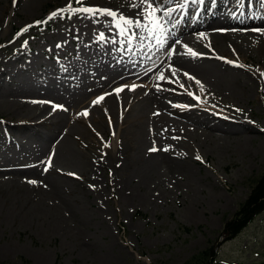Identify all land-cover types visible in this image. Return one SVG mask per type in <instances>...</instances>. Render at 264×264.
<instances>
[{
	"label": "rangeland",
	"instance_id": "1",
	"mask_svg": "<svg viewBox=\"0 0 264 264\" xmlns=\"http://www.w3.org/2000/svg\"><path fill=\"white\" fill-rule=\"evenodd\" d=\"M96 1L0 0V264H264V212L223 240L264 176L262 39L230 26L234 0H189L182 30L200 8L205 30L180 46L172 3H155L157 24ZM162 52L166 66L119 97L115 80ZM212 89L227 107L206 102Z\"/></svg>",
	"mask_w": 264,
	"mask_h": 264
},
{
	"label": "bare ground",
	"instance_id": "2",
	"mask_svg": "<svg viewBox=\"0 0 264 264\" xmlns=\"http://www.w3.org/2000/svg\"><path fill=\"white\" fill-rule=\"evenodd\" d=\"M39 1L40 0H35V2H39ZM72 1L75 3L77 0H72ZM236 1H238L239 3H241L242 1H246V0H236ZM67 2H66V4H67ZM149 2L152 4L153 7L151 9H148V11L153 12V15L156 12L155 3L157 5H159L160 7H162V6L164 7V5H166L168 3H172L173 4V7H170L169 8V11L167 12V13H170V15H165V13L163 15L164 18H167V19L170 18L169 32L172 34V42H173V45H177V46L182 45L183 41L186 38L187 39L190 38L187 35V33L194 32V33H199L200 34V33H202V30H203V33H204V30H205L204 27L196 26L197 23H198L197 21L199 20V17L200 16H203V13L201 11V8H200V11H196V15L192 18V21H191V24L192 25L189 26V28H190L189 31H187V32L186 31H183L182 30L183 24L182 23L180 24L179 22H177V19L179 18L180 13H182L186 7L188 8V5L189 4L191 5V2H189V4H188V0H149ZM95 5L96 6H101V7H104V8L112 9V11L115 12V13H117L118 15H127V16L138 17V18H149V16L147 15V13L145 11V9L147 8V4L143 3V0H97L96 3H95ZM56 8H58V6ZM31 14H33V13H31ZM261 14H262L261 12H258L257 13V16L249 15L248 17H250V21L249 22L246 21L244 23H240V22L237 21V17H239V16L242 17L244 15V14H242L240 12L237 13V14H235V15L229 14L228 16L231 19V22H230L231 23L230 24L231 27H235V28H245L244 30H236V31L242 32V33L243 32H246L245 35H248L246 37H249V36H251L253 38L260 37L262 39V42H263L260 45V47H261V49H264V28L261 27V24H260L259 21H256V20L253 19L255 17L259 18L260 17L259 15H261ZM211 15H213V13ZM168 21L169 20H167V22ZM243 25H245V26H243ZM197 30L199 32H196ZM233 31H235V30H232V29L225 30L226 33H221L220 34V36L218 37V39L214 42L215 46L218 47V48L216 49V51H213V54L220 55L221 53H219L218 50H221L222 51V49L224 48L223 47L224 46V43L226 41L231 42V44H232V41H233L234 38L232 37V35H228V32H233ZM196 37L199 39L198 36H196ZM201 37H202V35H201ZM169 56L170 55H166V58L164 60L161 59L162 57L159 58L152 65L151 68H146V70H142V71H140V69H135V70L131 71L130 73L124 75V76L118 77L115 80V83L118 82V81H121V80L122 81H125V80H133L134 81V78L137 75L140 76L139 78H142V77H147L149 74L153 73L154 71H157L158 69L162 70L166 66L165 65L166 61L167 60H170V57ZM152 68H154V69L152 70ZM138 70H139V72H137ZM161 77L162 76L156 77L155 80H154L155 83H163V84H167V85L173 84L172 81L167 80L164 77H163V79H161ZM119 89H122V90L119 91V92L118 91H116V92L119 93L118 96L122 98L126 94L127 88L126 87H122V88H119ZM161 90L162 89L159 88V87H157V86H155V87L152 88V91H155L157 93L159 91H161ZM167 92L170 93L172 91H168L167 90ZM105 96L106 97H105V100H104V103L103 104L95 103V105L98 106V107H102L104 105L105 108H106V105L107 104H111V102H112V100L110 99L111 96L109 94H107ZM157 101L161 102V99L160 98H157ZM206 102H210V103H214V104H219V105H222L224 107H227L226 104L224 103V101H222V98H221V90H218V91L215 90L214 91L212 89L211 91H209L208 92V95H207ZM176 109L179 110V111H181L180 108H176ZM189 109L190 108H185V109H183V111H186V110H189ZM102 110L105 112L104 107H102ZM106 110H107V108H106ZM117 111H118V109H117ZM107 112L108 113H111L110 111H107ZM10 115H12V114H10ZM11 120H12L11 118L8 119V121H11ZM39 122H41V121H39ZM39 122L38 123H35V126L38 125ZM42 123L44 124V122H41L40 124H42ZM17 124L15 126H17L20 129H29V126L32 125L29 122H22V121H19ZM19 125H22V126H19ZM73 132H74V130L71 131V133L69 134V137H72ZM79 135H81V132L79 133ZM96 150H97V144H92L89 147V149H87V150L84 151V155L87 158L88 157L95 156V153L98 152ZM51 189H56L57 192H58V190H60V188H58V187L51 188ZM63 203H65V202L63 201Z\"/></svg>",
	"mask_w": 264,
	"mask_h": 264
},
{
	"label": "trees",
	"instance_id": "3",
	"mask_svg": "<svg viewBox=\"0 0 264 264\" xmlns=\"http://www.w3.org/2000/svg\"><path fill=\"white\" fill-rule=\"evenodd\" d=\"M262 211H264V176L257 181L248 200L241 206L237 215L226 223L224 228L226 239L237 236Z\"/></svg>",
	"mask_w": 264,
	"mask_h": 264
},
{
	"label": "snow or ice",
	"instance_id": "4",
	"mask_svg": "<svg viewBox=\"0 0 264 264\" xmlns=\"http://www.w3.org/2000/svg\"><path fill=\"white\" fill-rule=\"evenodd\" d=\"M77 2L80 3L81 0H77ZM193 2H196V0H193ZM200 2H203V0H200ZM143 3L147 4V8L145 9L147 15H148L149 17H153V12L148 11V9H151V8L153 7L152 4L149 2V0H143ZM68 10H69V12H72V11H73L72 8H71V5H69ZM63 11H64V10H60V12H63ZM75 11H82V12H84V13H91V14H93V15H95L96 12H105V13H106L107 15H109V16H114V15H115V14L112 13L110 10H100V9H93V8H83V7H82V8H80V9L75 10ZM156 11H158V9H157ZM59 14H60L59 12H57V13H52V15L49 17V19H52V18L56 17V16L59 15ZM165 15H170V13H167V12H166ZM123 22H124L125 24L133 23L132 21H130V20L126 19V18L123 19ZM152 22H155V23L158 24V21L155 19V17H153ZM40 23H45V21H38V22H37V24H40ZM26 30H27V29H25V31H26ZM188 51H189V54L192 55L193 57H195L196 55H198L196 52L192 51L191 49H189ZM161 79H163V77H161ZM121 90H122V89H118L117 91L119 92V91H121ZM133 90H134V87H133ZM102 99H103V97L99 98V99L96 101V103H99L100 100H102ZM54 107H55V106H54ZM155 150H156V149H154V148L151 149V151H155ZM197 159H199V157H197ZM30 183H35V182H34V181H30Z\"/></svg>",
	"mask_w": 264,
	"mask_h": 264
}]
</instances>
